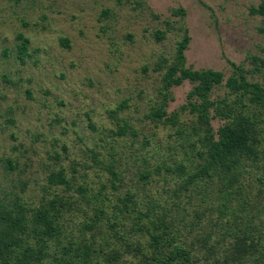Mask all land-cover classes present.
Instances as JSON below:
<instances>
[{"label":"rangeland","instance_id":"rangeland-1","mask_svg":"<svg viewBox=\"0 0 264 264\" xmlns=\"http://www.w3.org/2000/svg\"><path fill=\"white\" fill-rule=\"evenodd\" d=\"M260 1L0 0V197L37 206L59 193L75 197L73 188L86 185L103 187L107 206L129 189L154 219L172 194H187L179 183L182 167L176 175L163 170L179 163L189 168L179 143L193 119L179 108L193 84L161 81L176 44L187 37L184 67L219 71L224 81L233 64L248 82H260L264 67L252 57L264 61L262 21L249 12ZM223 93L222 82L209 98ZM158 106L175 116L181 135L148 118ZM221 124L210 121L214 132ZM106 168L120 175L113 187ZM57 170L72 190L45 189L46 175ZM178 199L182 216L191 219L198 197L189 205ZM68 215L64 226L75 237L85 216ZM214 216L201 217L207 230Z\"/></svg>","mask_w":264,"mask_h":264},{"label":"trees","instance_id":"trees-1","mask_svg":"<svg viewBox=\"0 0 264 264\" xmlns=\"http://www.w3.org/2000/svg\"><path fill=\"white\" fill-rule=\"evenodd\" d=\"M249 12L261 18L259 32L264 35V1ZM187 40L184 35L176 44L174 60L161 76L164 87L183 80L193 84L179 108L193 119L186 120L189 131L179 143L180 159L188 161L189 168L181 163L163 167L175 175L182 167L179 183L187 194H172L154 219L148 217L152 208L142 211L136 192L129 189L107 206L104 188L92 191L86 185L73 188L75 197L59 193L37 206L0 197V264H264V72L260 82H248L244 71L230 64L232 72L223 81L219 71L184 67ZM26 42L17 46L19 51ZM61 44L65 46V40ZM252 61L264 67L263 60ZM222 82L223 95L211 100L210 92ZM147 116L176 126V134L184 132L161 106ZM211 119L222 122L215 132ZM106 170L113 187L120 175ZM139 176L145 179L144 173ZM45 182V189L72 190L62 170L48 173ZM179 197L188 198L187 205L191 197H198L189 220L182 216L185 207ZM75 212L85 218L77 222L74 237L67 234L64 218ZM204 214L216 216L207 219L208 230L201 219Z\"/></svg>","mask_w":264,"mask_h":264}]
</instances>
